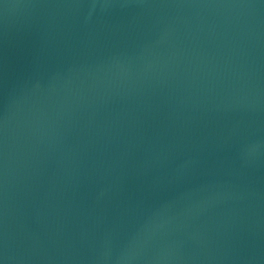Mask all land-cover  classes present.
<instances>
[{
    "label": "water",
    "instance_id": "water-1",
    "mask_svg": "<svg viewBox=\"0 0 264 264\" xmlns=\"http://www.w3.org/2000/svg\"><path fill=\"white\" fill-rule=\"evenodd\" d=\"M0 264H264V0H0Z\"/></svg>",
    "mask_w": 264,
    "mask_h": 264
}]
</instances>
